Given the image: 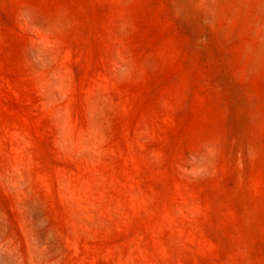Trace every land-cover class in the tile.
Returning <instances> with one entry per match:
<instances>
[{
  "label": "rangeland",
  "instance_id": "rangeland-1",
  "mask_svg": "<svg viewBox=\"0 0 264 264\" xmlns=\"http://www.w3.org/2000/svg\"><path fill=\"white\" fill-rule=\"evenodd\" d=\"M0 264H264V0H0Z\"/></svg>",
  "mask_w": 264,
  "mask_h": 264
}]
</instances>
